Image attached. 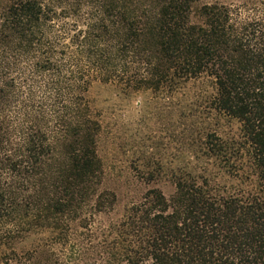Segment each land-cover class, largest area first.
<instances>
[{
  "label": "trees",
  "instance_id": "16d2710c",
  "mask_svg": "<svg viewBox=\"0 0 264 264\" xmlns=\"http://www.w3.org/2000/svg\"><path fill=\"white\" fill-rule=\"evenodd\" d=\"M95 83L168 99L203 87L183 105L174 193L127 207L105 235L110 254L264 264V0H0V264H72L57 249L74 225L114 206L99 191ZM222 176L255 188L218 191Z\"/></svg>",
  "mask_w": 264,
  "mask_h": 264
},
{
  "label": "rangeland",
  "instance_id": "374dc122",
  "mask_svg": "<svg viewBox=\"0 0 264 264\" xmlns=\"http://www.w3.org/2000/svg\"><path fill=\"white\" fill-rule=\"evenodd\" d=\"M242 1L245 0H221L227 4ZM202 89L198 84L190 85L184 95L168 99L149 93L126 95L111 84L92 85L87 98L101 124L97 148L102 164L99 191L113 194L115 204L103 213L88 211L90 219L86 229L74 225L67 244L57 249L58 254L64 255V261L124 264L110 254L104 243L105 235L120 223L127 207L141 201L146 191L157 189L167 198L174 193L170 175L183 158L180 140L183 105ZM218 127L220 133L233 134L238 125L221 121ZM158 165H164V169L159 170ZM147 175L155 180L145 181ZM211 186L227 194L255 188L252 183L226 176L214 179ZM40 239L26 240L16 250L31 249Z\"/></svg>",
  "mask_w": 264,
  "mask_h": 264
}]
</instances>
